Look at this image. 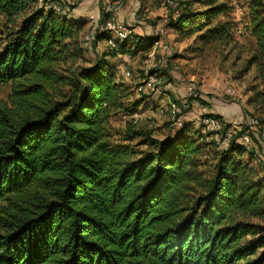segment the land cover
I'll return each instance as SVG.
<instances>
[{
    "label": "trees",
    "instance_id": "1",
    "mask_svg": "<svg viewBox=\"0 0 264 264\" xmlns=\"http://www.w3.org/2000/svg\"><path fill=\"white\" fill-rule=\"evenodd\" d=\"M52 1L62 6L0 0V82L11 84L0 98V264H264L260 136L247 150L246 126L216 113L202 117L222 120L219 132L187 121L166 139L120 132L111 119L142 102L105 58L118 52L88 56L97 43L83 45L87 22ZM104 3L99 24L111 17ZM248 7V103L264 128V0ZM177 9L166 27L178 41L197 51L239 44L229 0ZM157 37L135 34L120 52L145 54ZM170 69L169 60L162 76Z\"/></svg>",
    "mask_w": 264,
    "mask_h": 264
},
{
    "label": "rangeland",
    "instance_id": "2",
    "mask_svg": "<svg viewBox=\"0 0 264 264\" xmlns=\"http://www.w3.org/2000/svg\"><path fill=\"white\" fill-rule=\"evenodd\" d=\"M60 1L69 15L84 19L87 22L88 29L90 27L89 16L94 15L101 19L100 15L104 11L101 0H75L72 3L69 0ZM180 1L184 0H173L175 3ZM229 1L234 7L233 18L239 28L236 33L239 44L235 48L208 45L204 49L197 51L192 39L185 40L183 44L177 45L173 41V37H168L169 34L166 33L163 39L170 42L176 57H181V60L171 61V75L168 73L161 75L160 83L155 86L159 88V91L148 90L140 92L137 89L138 84L145 78V73L148 69L147 56L145 54H136V58L128 62H125L122 58V60L116 59L115 62L117 64L124 63L123 65L131 70L132 77L121 78V80L130 82L135 87L136 98L142 102L139 110L134 114H118L111 119L113 126L117 130L122 133L127 128L148 131L153 137L159 139H166L175 135L181 127L173 125L171 115L168 113L161 114L159 108L166 107L170 101L181 102L187 95V86L191 84L202 91L205 98L212 102L210 105L214 106L216 110H222L226 113L227 120L233 121L232 123L238 129L245 126L246 121L252 115L258 116L253 106L248 103L249 97L252 95L250 88L255 75V68L248 69L247 64L249 58L248 50L253 42L248 29L249 25L245 24L249 20L248 6L250 0ZM104 2L106 6H119L117 18L122 14L124 16L122 22L131 28L133 27L130 24L135 23L138 18L145 24L151 23L157 26L161 24L162 28H166L165 32L168 28L162 20H169L175 9L174 6L169 5L167 0H110L108 2L104 0ZM130 18L135 22L129 20ZM1 22L2 16H0V24ZM101 22L100 24L103 27L105 22ZM160 32L159 30L155 33L159 35ZM96 46L92 50H88L89 56H91L90 53L92 55L95 53L94 48ZM103 46L108 48L106 45ZM191 54H195V57H192ZM139 66H141V69ZM10 92L11 84L0 82V98L7 99ZM208 94L211 97H207ZM200 100L202 102V99ZM205 107L206 105H204ZM208 110L209 108L203 109L193 106L187 112L186 121L193 122V126L198 129L201 124V114H207L205 112ZM135 118H139L138 122L134 121ZM256 142L254 144L256 149L258 147L261 148L259 155L264 162V144Z\"/></svg>",
    "mask_w": 264,
    "mask_h": 264
},
{
    "label": "built area",
    "instance_id": "3",
    "mask_svg": "<svg viewBox=\"0 0 264 264\" xmlns=\"http://www.w3.org/2000/svg\"><path fill=\"white\" fill-rule=\"evenodd\" d=\"M42 1V0H41ZM75 2V0H70ZM73 2V4H74ZM169 5L174 6L175 17L178 16L179 11L177 9L178 3L173 2V0H167ZM48 8L55 10L57 12L64 11L61 4L57 1H52L48 3ZM119 6H110L108 5L106 10L111 13V17L106 20L105 25L102 27L99 24L98 16L91 15L89 16L90 27L83 37V45L85 48L91 47L93 44L98 43L97 34L101 30H105L109 33V38L106 39L107 49L110 52H118V56L125 57L128 61L132 60L133 56L130 53H121L120 45L121 43L131 41L135 38V31L130 26L125 25L120 22L117 18V11ZM158 40L155 42L156 49L151 50L146 56V63L148 69L145 73V78L138 84V91L146 92L148 90L159 91L158 87H155L156 84L160 83L162 74L161 69L168 68V62L172 56H174L175 51L170 44L166 41L164 36L166 33L161 31ZM175 67V66H174ZM173 67V68H174ZM172 71V66L170 72ZM116 76L118 78H131L132 72L125 65H120L116 68ZM202 91L197 88V86L191 84L187 86V95L181 102L170 101L166 107H160L159 112L161 114H170L173 120V125L181 126L186 121V115L190 108L193 106H198L204 108V104L201 102L200 98L202 97ZM139 118H135V122H138ZM201 125L206 131L219 132L223 129L225 123L217 118L210 116H204L201 118ZM246 128L241 137V143L247 150L253 149V140L252 134L260 136L262 143L264 144V128L262 127L258 117L251 116L246 121ZM235 132L230 130L227 134V139H230Z\"/></svg>",
    "mask_w": 264,
    "mask_h": 264
},
{
    "label": "crops",
    "instance_id": "4",
    "mask_svg": "<svg viewBox=\"0 0 264 264\" xmlns=\"http://www.w3.org/2000/svg\"><path fill=\"white\" fill-rule=\"evenodd\" d=\"M109 1V0H108ZM107 1V2H108ZM79 18H81V17H79ZM132 18H130L129 20H131ZM118 20L120 21V22H122V20H124V16L121 14L119 17H118ZM131 21H134V20H131ZM136 21V22H135ZM134 22L135 23H133V24H130L132 27H133V29H134V31L136 32V34L137 35H139V36H141V37H144V38H153V37H157V40L159 39V38H161V36H159L158 34H156L155 32H157V31H164L165 32V27L164 28H162L161 27V24L159 25L158 24V26L157 25H152L151 23H149V24H145V23H143V22H141L138 18H137V20H135ZM162 22H164V23H166L167 21H166V19H164V20H162ZM123 23V22H122ZM245 24L246 25H249V20L248 21H246L245 22ZM88 28H87V26H86V30H87ZM165 33H168L169 34V36L168 37H173L172 39H173V41L177 44V45H179V44H183V42L184 41H178L177 39H178V35H177V33L173 30V29H170V28H168V30H166V32ZM156 42V41H155ZM155 42H154V45L152 46V48L147 52V53H145V55H147L151 50H153V49H156V46H155ZM104 43V44H103ZM103 45H106L107 46V44H106V40H100L98 43H97V47L94 49V51H95V53H93V55H92V53H90L91 54V58H95L96 56H100V55H102V54H104L105 52H107V48H104V46ZM141 53H138V55H140ZM192 55V57H195V54H191ZM89 56V55H88ZM136 56L137 55H135L133 58H132V60L134 59V58H136ZM105 58H106V60H107V62L110 64V65H115V68H117L118 66H120V65H123L124 63H118L117 64V62H115L116 61V59L117 58H119L120 60H124L125 62H128V60L125 58V57H123V56H118V55H107V56H105ZM122 58V59H121ZM179 60H181V57H176V53L174 54V56H172L171 58H170V62L171 61H179ZM131 61V60H130ZM195 61V60H194ZM140 67V69H141V66H139ZM125 78V77H124ZM125 83H127V84H130V85H132L130 82H126L125 80H123ZM182 95V94H181ZM182 97H183V95H182ZM170 101V100H169ZM211 102V101H210ZM212 103V102H211ZM205 108H209V110L208 111H206L205 113H216V114H220V115H222L226 120H227V115H226V113H224L222 110H216L215 109V107L214 106H212V105H210V106H206ZM205 108H203V109H205ZM230 113V112H229ZM202 116L204 115V114H201ZM201 120V119H200ZM194 121V120H193ZM196 121V120H195ZM227 121H230L231 123L233 122V121H231V120H227ZM193 123V122H192ZM264 151V150H263Z\"/></svg>",
    "mask_w": 264,
    "mask_h": 264
}]
</instances>
